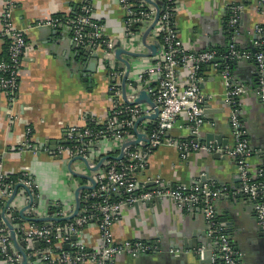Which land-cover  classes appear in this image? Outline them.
Listing matches in <instances>:
<instances>
[{
    "label": "crops",
    "instance_id": "crops-1",
    "mask_svg": "<svg viewBox=\"0 0 264 264\" xmlns=\"http://www.w3.org/2000/svg\"><path fill=\"white\" fill-rule=\"evenodd\" d=\"M12 1V20L17 28L26 30V47L13 100L6 99L0 92V165L9 178H18L23 173L31 177L38 187L40 208L36 213L47 214L54 203L61 204L66 211H73V190L81 181L73 179L66 172L67 161L42 152L33 154L21 148L24 130L26 127L31 129L34 144L39 146L46 141H53L57 147L65 142V128L68 126L85 125V117L95 122L105 121L111 107L108 92L110 79L101 68L92 72L91 60L78 64L77 59H82L83 50L72 49L67 30L36 27L37 23L55 15L76 13L84 0ZM87 1L92 9V17L103 24L104 36L119 38L123 33L125 12L117 0ZM4 2L0 0V17ZM261 2L177 0L175 29L184 47L191 52L225 49L228 38L225 25L227 8L241 5L236 43L238 49L250 51L254 49L256 40L254 27L264 25V7ZM152 39L148 38V42H152ZM133 51L139 53L144 52V49L141 47ZM5 55L6 43L0 37V60ZM151 64V58L134 61L130 79H135L140 69ZM117 66L122 73L124 66L121 63H117ZM256 70L255 62L251 60L238 61L231 68L233 82L244 86L238 109L248 144L255 151L249 159L252 173L264 164V159L258 155L264 152V111L255 91ZM219 71V64H208L200 74L199 86L206 98L203 104L205 123L198 129V136L204 137L213 132L221 134L229 147L232 145L229 125L231 112L225 102V89ZM181 81L183 83V77ZM148 85L156 86L155 78H149ZM152 124V121H143L137 130L147 138ZM184 124L183 118L179 117L165 141L152 150L146 166L136 171L139 183L146 184L160 178L164 185L193 186L200 183L202 176H207L208 181L203 184L225 186L230 190L238 187V171L235 163L227 157L216 159L213 153L196 152L190 153L185 160L180 159L176 147L169 143L191 139ZM132 137L136 138L134 134ZM135 147L140 149L145 146L137 144ZM118 154L119 145L116 142L101 140L91 146L89 158L96 163L102 156L116 157ZM72 166L74 170L84 171L81 163L75 162ZM21 192L19 188L17 195ZM145 203L138 207L123 208L119 220L112 226V234L116 241L141 240L155 248L137 258L121 256L115 259L114 264H196L191 252L180 250V253L174 254L170 244H177L186 233L189 235L204 230L206 225L202 213L195 207L179 208L169 200ZM22 204V196L17 197L15 208L19 209ZM216 210L219 224L240 255L241 264H264V247L256 238L257 224L251 203L241 196L227 193L217 201ZM219 218H226V222H220ZM79 240L89 249H99L100 239L95 223L90 222L85 226ZM212 246H216L213 241ZM27 249L30 250L28 255L36 251L31 242L25 243ZM0 264H3L1 260Z\"/></svg>",
    "mask_w": 264,
    "mask_h": 264
},
{
    "label": "built area",
    "instance_id": "built-area-1",
    "mask_svg": "<svg viewBox=\"0 0 264 264\" xmlns=\"http://www.w3.org/2000/svg\"><path fill=\"white\" fill-rule=\"evenodd\" d=\"M158 1L162 7L148 38L158 41L160 51L151 58L152 64L140 69L134 79L146 88L158 111L155 124L147 132L148 143L140 149L135 146L126 148L122 160L108 161L103 164L101 172L94 173L95 188L82 194L81 200L85 205L73 220L62 224L54 222L48 225L35 224L21 221L13 216L14 207L6 208L9 220L18 221L14 223L16 237L25 243L31 242L33 245V242L37 241L40 244L36 251L28 255V264H114L115 259L121 256L137 258L149 253L155 246L144 241H116L112 234V226L119 220L123 208L153 199L169 200L179 208H187L190 205L197 208L203 215L207 235L217 247L221 264H241L240 255L218 221L216 203L221 197L227 193L243 197L251 203L258 225L264 227L263 172L258 169L252 173L249 159L255 151L248 144L246 131L239 117L238 101L244 93V86L233 82L231 71L227 66L219 71L225 89V102L231 112L229 125L232 145L224 149V156L235 163L240 181L239 186L233 191H229L225 186L216 187L207 184L170 186L164 185L160 178H155L152 180L153 186L149 188L137 180L136 171L146 166L152 150L165 141L179 117L183 118L185 123L183 127L189 130L191 136L198 135V129L205 123L203 104L206 98L199 86L200 69L210 64L214 58H222L224 61L251 60L255 62L257 68L255 91L264 111V51L258 53L242 51L238 49L236 43V27L242 6L233 5L227 8L229 18L226 26L234 30V36L226 46L225 55L220 57L211 50L203 52L187 50L175 29L174 19L178 12L177 0ZM117 2L125 12L123 33L119 38L104 36L103 24L92 17V9L87 0H84L76 13L64 15L61 18H48L37 23L36 27H47L54 30L64 28L69 32L72 42L83 48H90L93 53L98 54L101 61L111 62L117 41L127 42L129 40L132 41L130 45L133 50L141 48L140 33L153 22L155 16V8L146 0H117ZM261 3L264 7V0ZM13 8V1L5 0L0 17V37L7 45L6 59L0 60V92L10 101L13 100L18 89L21 60L26 47V30L14 25ZM253 32L256 39L255 49L264 43V25H256ZM217 65L213 64V66ZM121 74L117 77L118 79ZM181 77L184 79L183 83ZM149 78H155L157 85L150 87ZM108 92L111 107L110 114L105 121L95 122L85 117L83 119L85 125L68 126L65 128V142L58 145L55 150L34 144L31 129L26 127L21 148L33 154L42 152L68 161L77 156L89 158L91 146L101 140L116 142L120 147L126 138L134 139L132 137L134 122L142 116L153 113V109L147 105L131 106L124 103L121 99L119 80L108 87ZM89 125L99 127L90 128ZM169 144L176 147L182 160H185L190 153H214L212 147L207 148L192 138ZM18 183L27 188L33 199L39 198L38 187L28 174L23 173L14 182L5 174L0 165V212L4 209L14 186ZM23 200L26 204L29 196L25 194ZM50 208V211H53L52 216L56 218L67 217L72 213L71 210L66 211L59 203L51 204ZM36 210L35 205H32L25 215L28 218L37 216ZM90 222L95 223L97 227L100 239L98 250L89 249L79 240L85 226ZM73 237L76 239L72 240ZM65 245L68 246L67 250L64 249ZM171 251L174 254L181 252L173 249ZM0 260L3 264H20L21 262V256L14 249L1 217Z\"/></svg>",
    "mask_w": 264,
    "mask_h": 264
},
{
    "label": "water",
    "instance_id": "water-1",
    "mask_svg": "<svg viewBox=\"0 0 264 264\" xmlns=\"http://www.w3.org/2000/svg\"><path fill=\"white\" fill-rule=\"evenodd\" d=\"M149 4H151L155 8V16L153 22L147 26L139 36V42L141 44V47L144 49V52H135L133 51L130 44H132V41H117L114 45L113 50V59L111 62H107L106 60H100L98 54L93 53L90 48H83L80 45L72 42V49L73 50H83V57L80 60L77 59L78 64L82 63L86 60H91L90 65L93 67L92 72H96V70H105L107 76L109 77V86L114 84L116 81L120 80V88H121V99L124 103L128 105H147L153 109V113L150 115L142 116L139 119H137L134 122V125L132 127V132L136 136L134 139H128L126 138L119 147V154L116 157H112L114 160H122L125 149L136 146L137 144L141 146H145L148 143V138L144 136L143 134H140L138 132V126L143 121H152L153 124L156 122L158 111L155 108V104L153 103L150 94L147 93L146 88L142 86L138 81L134 79H130V74L132 73L133 69V62L137 61L139 59H149L157 55L160 51V45L157 40H154L152 42H148V37L151 35V30L153 29L160 13V8L162 7V4L158 0H146ZM133 30L136 31V29L133 27ZM227 32H231V29L227 28ZM146 50V52H145ZM252 53L255 52V49H250ZM124 56V57H123ZM224 60L222 58H214L210 61V64H222ZM117 63H121L124 66V71L120 72L119 67L117 66ZM232 64H236V61H232ZM101 66V67H100ZM86 70V68H85ZM89 72V70H86ZM121 74V77L118 79L117 77ZM130 99V100H129ZM191 138L201 144L205 147H212L214 150V157L217 158H224V149L228 147V141L224 139L223 135L217 134L215 132L206 134L204 137L191 136ZM40 147H48L50 150L56 149V142L53 141H46L42 144H39ZM220 149L221 151L218 152L217 150ZM258 155L264 159V152H259ZM61 159V157H58ZM108 156H102L100 157L99 161L94 163L90 161V158H85L81 156L73 157L67 161V164L65 166L66 172L75 180H79L81 182H78V185L73 190V196H74V209L72 213L63 218H56L53 217V211H49L45 216H40L39 213H37V216L28 218L25 214L26 211H28L32 205H35V208L39 209V198H32L29 195V192L27 188L23 184H16L12 190V193L8 200L5 203L4 209L0 212V217L2 221L4 222L5 226L7 227L10 240L12 242V245L14 249L20 254L21 256V262L20 264H28L29 256L28 253L30 250H25V242L21 241L19 238L16 237L14 223L9 220L7 217V211L6 208L9 206H12L15 208L14 203L17 197L29 196V201L26 204H22L21 207H16L15 212L13 213V216H16L21 221L31 222L35 224H44L48 225L50 222L54 223H60L65 221L73 220L78 216L81 210L82 200L81 196L84 192L91 191L95 188V180L92 176V173L98 172L103 164L108 161ZM75 162L81 163L83 166V170L78 171L74 170L73 164ZM260 170L263 172V178L262 182L264 183V164L261 166ZM207 176H202L200 178L199 186H201L204 182L208 181ZM83 182V183H82ZM86 182V183H85ZM146 186L151 188L153 186L152 182L146 183ZM21 188L22 192L21 194L17 195L18 189ZM229 191L231 188L227 187ZM264 191V188H263ZM18 201V200H17ZM16 201V202H17ZM160 201L159 199H153L151 201L146 202L145 204ZM263 201H264V194H263ZM24 203V200H23ZM140 204H135V207H138ZM52 208V207H51ZM188 208L193 209V206H189ZM220 222H226V218H219ZM256 238L258 239L259 243L263 245L264 247V227L258 225L256 222ZM76 238L73 237L72 240H75ZM33 246L35 249H38L40 244L39 242L35 241L33 242ZM170 248L174 250H182L184 252L189 251L192 253V258L196 262V264H218L220 261L218 253L216 251V246H212V240L207 235L206 229L204 230H197L196 232H192L191 234H185L181 236V239L178 240L177 244H170ZM64 249H68V246L65 245ZM160 249V245L158 246V251ZM148 254V253H147ZM146 255V254H145Z\"/></svg>",
    "mask_w": 264,
    "mask_h": 264
},
{
    "label": "trees",
    "instance_id": "trees-1",
    "mask_svg": "<svg viewBox=\"0 0 264 264\" xmlns=\"http://www.w3.org/2000/svg\"><path fill=\"white\" fill-rule=\"evenodd\" d=\"M64 15H55V16H53V17H59V18H61V17H63ZM228 18H229V16H228V13L226 14V16H225V25H227V21H228ZM227 29V28H226ZM228 38H227V44L230 42V40H231V38L234 36V30L232 31L231 30V32H228ZM7 46V45H6ZM238 47V46H237ZM239 48V47H238ZM211 51H213L215 54H216V56H224L225 55V52L227 51V49L225 48V49H222V50H211ZM261 51H264V43L259 47V48H255V52L254 53H258V52H261ZM249 52H251V51H249ZM252 53V52H251ZM4 59H6V55H5V57H4ZM206 66V65H205ZM205 66H203L201 69H200V74H201V72H203V70H204V68H205ZM225 66H227V67H229V69H230V71H231V68H232V66H233V64H232V61H230V60H226V61H224L222 64H220L219 65V70H222ZM121 119H123V118H121ZM153 126V124L149 127V128H151ZM89 127L90 128H98L99 126H95V125H89ZM109 158H108V161H114V159L111 157V156H108ZM53 158V157H52ZM12 181H16L17 180V178H10ZM91 202V201H90ZM85 205V203H82V205H81V208L83 207ZM18 221L17 220H14L13 221V223H17ZM65 222H67V221H65ZM65 222H60L59 224H62V223H65Z\"/></svg>",
    "mask_w": 264,
    "mask_h": 264
}]
</instances>
